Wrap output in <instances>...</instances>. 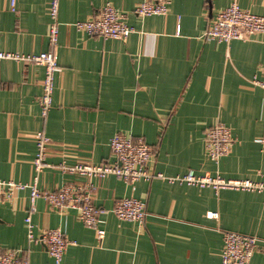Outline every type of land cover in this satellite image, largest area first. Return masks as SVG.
I'll use <instances>...</instances> for the list:
<instances>
[{
  "label": "crops",
  "instance_id": "obj_1",
  "mask_svg": "<svg viewBox=\"0 0 264 264\" xmlns=\"http://www.w3.org/2000/svg\"><path fill=\"white\" fill-rule=\"evenodd\" d=\"M232 0H172L165 16L142 18V0H60L59 45L62 71L55 81L54 104L41 117L38 102L45 70L0 60V180L31 183L35 177V133L51 140L39 186L52 191L84 178L64 174L62 161L113 163L110 140L116 133L143 137L154 150L152 168L175 177L194 169L226 178H263L264 89L254 85L264 67V33L229 43L206 34ZM51 0H0V47L39 54L49 46ZM110 3L127 15L135 32L126 40L89 36L75 27ZM264 16V0H238ZM227 125L235 145L218 164L208 158L205 135ZM94 201L105 210L96 231L75 210L57 211L36 201L35 233L61 229L76 242L61 264H222L223 231L258 238L250 264H264V194L199 189L166 179L125 183L114 175L92 179ZM134 197L147 205L145 223L117 218V201ZM29 189L0 204V249L20 250L30 264H56L42 244L27 237ZM219 214L217 219L207 216Z\"/></svg>",
  "mask_w": 264,
  "mask_h": 264
},
{
  "label": "built area",
  "instance_id": "obj_2",
  "mask_svg": "<svg viewBox=\"0 0 264 264\" xmlns=\"http://www.w3.org/2000/svg\"><path fill=\"white\" fill-rule=\"evenodd\" d=\"M171 4L172 0H142L137 5L135 12L142 18L165 16L169 13ZM59 7L60 0H51L48 35L50 49L48 51L27 55L3 51L0 47V60H11L44 68L42 94L38 98L41 117L44 120L53 107L55 81L58 73L62 71L56 55L60 31ZM11 8L15 10L16 0H11ZM126 19V14L107 3L96 17L78 21L74 25L78 31L89 36L126 40L135 32V29L127 24ZM261 32L264 33V16L245 11L240 7L238 0H232L231 4L217 15L206 38L210 41L229 43L233 40H249ZM253 83L264 89V67L260 70V77H255ZM34 138L37 148L33 161L34 180L27 184L0 180V204L13 202L17 191L29 189L31 207L25 218L28 240L31 243L44 245L56 264H61L68 247L76 245V242L68 239L61 229H46L40 235L35 233L32 216L36 212V201L43 199L57 211L75 210L78 219L85 226L96 231L97 239L101 243L105 237V231L100 227V224L101 216L105 210L95 204V186L91 182L92 179H104L114 175L129 185L140 180L166 179L170 183L187 184L199 189L212 188L216 192L232 190L264 194V173L261 171L257 172L263 178L259 181L226 178L219 173L216 175L200 174L194 169H190L183 175L166 176L155 171L151 166L155 154L154 148L143 137L135 138L124 133H116L110 140V150L115 159L113 163L94 164L78 160L74 164H68L67 161H62L61 164L54 167L64 174L84 178L85 182L68 183L52 191H47L40 188L39 175L46 168L53 167L47 159L51 140L43 131L35 133ZM235 142V137L227 125L218 123L209 128L205 135L208 158L218 164L231 153ZM259 143L264 148V135L259 139ZM112 211L120 220L140 224H144L148 216L146 203L134 197L120 199ZM207 216L217 219L219 214L210 212ZM223 243L222 264H250L257 250L258 238L232 231H223ZM0 264H30V262L22 256L20 250L0 249Z\"/></svg>",
  "mask_w": 264,
  "mask_h": 264
}]
</instances>
